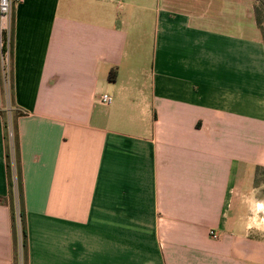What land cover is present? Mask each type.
<instances>
[{"label":"crops","instance_id":"obj_1","mask_svg":"<svg viewBox=\"0 0 264 264\" xmlns=\"http://www.w3.org/2000/svg\"><path fill=\"white\" fill-rule=\"evenodd\" d=\"M253 4L14 7L0 112L22 113L27 264H264V242L249 235L263 220L254 179L264 167V46ZM0 264H14L2 204Z\"/></svg>","mask_w":264,"mask_h":264},{"label":"trees","instance_id":"obj_2","mask_svg":"<svg viewBox=\"0 0 264 264\" xmlns=\"http://www.w3.org/2000/svg\"><path fill=\"white\" fill-rule=\"evenodd\" d=\"M254 18L256 26L260 32L262 44L264 46V0H254L253 4ZM13 22L11 26L10 36V77H11V57H12V45H13ZM3 39L6 40V35H3ZM0 49V54L3 52ZM115 73V72H113ZM113 73L110 75V80L114 81ZM0 78L2 93L5 95L7 92L4 85L3 69L0 62ZM11 94V88H10ZM12 95V94H11ZM10 97V96H9ZM12 97V96H11ZM12 110V116L9 118L5 112H0V119L4 125L5 140H6V173L8 180V197L0 198V204L5 205L10 210L11 222H12V240H13V259L14 264H27L28 257V233L26 224V209L24 204L23 186H22V172L20 167V153L19 142L16 129L15 120L22 116V113L15 110L13 105L10 106ZM10 131L13 133L14 140V152L15 157L13 159L11 154L10 145ZM14 160V162H13ZM264 174V167H257L255 172V179L257 176ZM257 184V183H256ZM255 184V186H257Z\"/></svg>","mask_w":264,"mask_h":264},{"label":"built area","instance_id":"obj_3","mask_svg":"<svg viewBox=\"0 0 264 264\" xmlns=\"http://www.w3.org/2000/svg\"><path fill=\"white\" fill-rule=\"evenodd\" d=\"M24 0H0V49L4 51L0 54V62L3 69V77L5 86L9 87L10 83V36L13 19L14 7L23 3ZM6 35V40L3 35ZM103 104H110L111 98L108 95H103L100 98ZM211 237L215 240L218 236L211 232Z\"/></svg>","mask_w":264,"mask_h":264},{"label":"rangeland","instance_id":"obj_4","mask_svg":"<svg viewBox=\"0 0 264 264\" xmlns=\"http://www.w3.org/2000/svg\"><path fill=\"white\" fill-rule=\"evenodd\" d=\"M149 1H151V0H149ZM145 44H146V47L148 49V47L151 46V40L147 41ZM149 59H150V55H149V53H147L145 55V60L149 61ZM141 61H142V59H141ZM4 87H5L6 91L8 92L7 85L4 86ZM11 112H12V110L8 107L6 109V112H5L6 116H8L10 118L12 116ZM13 137H14L13 133L10 131L9 139H10V145H11V154H12V157L14 159V157H15V152L14 151L15 150H14ZM13 162H14V160H13ZM255 184L257 186H255ZM254 187L256 189L257 199L260 200L261 203H262V207H260L262 209H261L259 215L261 217H263V220L257 219V224H256L257 227H256L255 231L249 233V235H251L253 237L251 240L259 241V239H260L261 241L264 242V174L257 176V179L254 181ZM242 215L243 216L247 215V210L246 209H244V211L242 212ZM238 231H239L240 235L244 236L243 230L238 228ZM254 245H255L254 243H251L249 246H254Z\"/></svg>","mask_w":264,"mask_h":264}]
</instances>
